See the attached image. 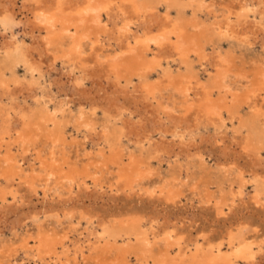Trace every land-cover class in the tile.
<instances>
[{"label": "bare ground", "instance_id": "obj_1", "mask_svg": "<svg viewBox=\"0 0 264 264\" xmlns=\"http://www.w3.org/2000/svg\"><path fill=\"white\" fill-rule=\"evenodd\" d=\"M209 1L0 0V30L7 38V41L0 45V92H2L0 93V153L2 151L12 153L11 147H14L15 143L21 139L23 141V139L33 140L36 137H43L54 147L58 143L67 144L66 132L61 130L56 113L60 111L63 117V109L68 110L67 106L71 102V97L64 95L65 98L57 99V102L53 101L52 105L56 111H52L53 109L45 104L42 106L36 103L38 100L44 102V98L53 94L51 82L40 83L39 80L42 78V72L46 70L48 73L57 64L62 74L67 77L71 91L82 90V96L87 88L86 82L97 81L100 75L104 76L103 79L112 81L113 89L105 97L103 96L101 101L88 96L83 100L84 102L82 101L83 103L81 102L75 119L77 127L85 130V136L91 140H97L94 141L95 143L92 141L91 145L92 148L99 147L100 155L104 157L102 166L106 167L107 163H111L119 170L116 173L115 182L108 186L109 194L117 195L118 192L125 191L126 188L121 189L119 184L130 177L141 175L143 173L140 172L141 167L149 166L151 160L170 159L169 151L165 146L167 141L179 148H188L194 145L200 132L211 129L214 133L213 137L216 134L223 136L230 134L229 147L232 149V146L233 148L236 146L239 157L253 161V164L249 163L250 169L256 167L247 173L248 176L243 171L239 172L235 180L236 188L233 192H231L233 189H229L231 200L226 199L222 205L227 206L231 212L236 206L244 205L246 200L254 205L260 204V199L264 197V173L262 170L259 172L257 168L264 163V110L260 112L262 104L258 105L255 98L261 97L260 93H264V70H258L255 81L251 84L249 97L243 98L242 102H236L234 98L229 99L231 89L224 79L225 68L229 65V54L233 55V49L222 50L220 45L225 41L245 48L251 46L252 42L260 36L264 48V0H225L227 5L220 19L212 15V2ZM19 2L24 9L25 20L20 19L15 22L14 8ZM104 20L107 23L111 22L113 29H110L111 34H108L109 29ZM20 24L25 35H30L29 42L25 39L19 40L13 34L14 26ZM4 32H9L10 36L7 33V37ZM110 41L114 42L111 53L100 57L104 45L111 46ZM49 47L52 50H49ZM96 49L100 54H92ZM191 55L198 60V70H195L191 64ZM262 60L264 64V58ZM18 67H22L31 78L38 75L39 79L37 81L26 78L27 81L19 80L20 78L18 79L15 75ZM182 68L185 75L178 72ZM219 72L220 76L216 81L214 78ZM199 74L207 77L208 81L204 82L199 78ZM152 76H155L154 81L151 79ZM105 79L104 82H106ZM121 81L124 83L121 84ZM9 85L12 86L11 90ZM171 85L185 99V103H189L185 111L187 115L192 114L193 124L187 116L178 117L172 110L164 109L159 105V93ZM24 86L27 91L25 94ZM117 87H122V94L130 95L135 100V104L138 103L137 107H144V112L138 113L137 110L132 111L127 107L117 106L118 97L122 91V88L119 91ZM214 96L217 98V103L212 101ZM2 97L7 102H4ZM28 97L37 105L35 109L28 104ZM137 99L138 102H136ZM261 100H264V96ZM85 105L89 108H85ZM242 105L247 107L250 105V111H248L250 117L247 119L239 114ZM98 110L101 111L100 117L104 119L103 125L99 129L88 127L92 124L90 118H97ZM136 112L140 115L134 119ZM49 125H52L53 129H49ZM79 133L81 132L79 131L77 135ZM214 138L216 141L217 136ZM124 139L126 144L131 143L138 150V155L142 157L140 167L134 165V162L128 167L123 165L124 155L121 148L124 147L122 145ZM221 139L223 140V137ZM117 150L118 154H113ZM106 152L111 155V158L105 159ZM178 156L180 155L177 152L173 156L172 163L180 168L182 166L178 163L180 161ZM131 157L133 158L132 152L128 157L132 162ZM200 162L203 167H206L202 158ZM43 170H48L49 174L54 176L61 175V168L54 163L45 164ZM83 174L66 175V180L70 184V197L62 200L60 207L59 202L53 203L54 199H48L44 192L41 208L24 213L22 210L29 205L30 200L21 196L22 194L18 195L19 188H14L15 190L10 188V182L15 180L14 177L20 176L16 166L12 165L9 170L3 171L0 175L5 184L3 188H0V226L6 225L5 228L10 227L9 229L13 231L21 227L28 219L38 222L50 216L57 220L69 217L72 210L70 206L83 207L79 205L81 197L102 191L104 186H99L94 181L92 189H89L90 187L84 186V180L78 179ZM87 177L89 176H82V178ZM27 183H29L28 180H23L17 185L19 187L30 185L29 188L33 190L32 184ZM133 183H135L134 180L128 183V189H133ZM247 185L251 187L248 196L244 194ZM75 188L78 189H76L77 192H74ZM73 192L77 194L74 195ZM105 193L107 194L106 191ZM32 194L38 196L36 190H33ZM8 195L12 200L8 199L10 197L7 198ZM244 198H246L245 201ZM73 201L75 203H72ZM79 213L80 219L85 222V228L82 230L86 232V236L82 235L85 236V240L77 239L73 243L69 242L72 250L69 249L70 252L67 250L69 246L62 250L61 254L64 257L71 252L75 257L79 254L81 257L84 252L88 254L92 249L94 250L93 245L99 246L110 240L116 244L117 239L122 236H125L127 240H132L133 237L144 255L152 258L153 264H257L258 261L263 260L264 256V237L247 236L245 224H239L233 230L229 229L230 231H227L226 236L224 235L219 242L201 243L196 236L198 238L188 245L185 236L178 233L174 226L161 228L156 219L148 220V227L143 228L133 221H128L126 224L107 225L106 220L99 218V215V217L93 215L90 211L79 209ZM72 218L73 215L67 218V222H71L68 220ZM49 238L41 230L32 238L33 264L60 263L58 253L60 251L57 252L56 249L58 246L64 249L68 238L65 236L63 239L56 240L51 246L48 245L52 243ZM157 238L171 242L177 250L176 255L170 256L173 249L169 247L163 252V258L155 259L150 256L148 244ZM78 242L81 243L76 246ZM224 244L227 245L224 246L227 247V252L221 255ZM28 245L30 242L25 241L23 248L30 250ZM47 245L50 247L47 248ZM106 247L105 249L108 250ZM40 250L44 251V255L41 256ZM106 250L100 247L99 251L97 249L96 264L128 263L125 262V258L123 261H107ZM201 256L203 260H198L197 258ZM75 257L74 260H76ZM149 262L143 259L139 264H149Z\"/></svg>", "mask_w": 264, "mask_h": 264}, {"label": "rangeland", "instance_id": "obj_2", "mask_svg": "<svg viewBox=\"0 0 264 264\" xmlns=\"http://www.w3.org/2000/svg\"><path fill=\"white\" fill-rule=\"evenodd\" d=\"M209 2H212V15H215L218 19H220L222 17V13L225 10L224 8L227 5V2L225 0H210ZM14 13L16 15L15 22H18L20 19H22V21L25 20L24 9L22 8L20 2L15 6ZM105 22L106 20H104V23ZM107 26L109 29L108 34H111L110 31L113 30L111 22H108ZM22 29V24L17 25L16 27L14 26V36H17L19 40L25 39L26 42H29L30 35H25ZM7 33L10 36V33ZM0 35L1 45L7 41V38L3 36V32L1 30ZM261 41L262 37L259 36L255 42H252L253 45L251 44V46L249 45L245 48L238 47L235 43L230 44L225 41L221 43L220 46L222 50L229 48L233 49V55L229 54V65H227L225 68L226 77L224 79L226 85L231 89V94L228 95L229 99L234 98V101L242 102L243 98L249 97L251 84L255 81L258 70H264V64L262 63V59L264 58V48L262 47L263 42ZM110 43L111 46L109 47L107 44L104 45L102 54H100L97 49L94 50L92 54L99 53L101 57L106 53H111L112 48H114V42L110 41ZM49 50H52V48L49 47ZM190 61L194 66V69L198 70L199 67L197 64V58L191 55ZM89 64L91 63L89 62ZM178 72L183 73V75L186 74L183 68ZM62 73L63 72L60 71L57 64L53 70L49 71L48 73L46 70L42 72L43 75L39 82H51V93L55 94H51V97L48 96L44 98V102H41L38 99L35 100H38L36 103H39L42 106L45 104L50 109H53L52 111H56V109L53 107L54 105H52L54 103L53 101L57 102V99L61 100L65 98L64 95L71 97H69L71 102L67 106L68 110H66V108L63 109V117H61L60 111H57L56 113V119L61 125V130H63L64 133L66 132L65 136L67 144L61 145L58 143L54 147L49 140L43 137H36L33 140L23 139V141L21 139L22 142L18 141L16 142L17 144L15 143V148L11 147L12 153L8 154L4 151L0 153V175L3 171L9 170L12 165L16 166L20 176L14 177V183L10 182V188H19L18 195L22 194L21 196L30 200L29 205H27V207L22 210L24 213L36 211L41 208V200L43 197L42 193L44 192H46L48 199H54L53 203L59 202L60 207L63 202L62 200L70 197V184L66 180L67 174L76 175L84 173L83 175H80V178H78L79 181L84 180V186L90 187L89 189H92V183L95 181L99 186L104 185L103 189H105L104 191L103 189L102 191H99L101 192L100 194L99 192H95L93 195H88L87 197L82 196L80 200L81 203L79 205L85 208L70 206L72 207L73 211H70L69 217L73 215V218L68 221L71 222H67V218L69 217L65 218L66 220L64 218H59L58 221L57 219L50 216L46 218L44 217L38 222L28 219L26 222H24L25 225L22 224L21 227H18L13 231L9 229L10 227L8 226V229L5 228L6 225L4 227L0 226V264H33L32 258L34 254L31 252V248L33 247L31 240L39 230H41L46 236L50 237L49 239H51L52 242L51 244H48L50 246L55 243L56 240L58 241L67 236L68 239L65 242L66 247L62 249L58 246L56 249L57 252L60 251L58 252L61 259L59 264H96L98 260L97 249L99 251L100 247V249L106 250V246H108L106 247L108 250L105 251V255L108 258L107 261H123L125 258V262H128L127 264H139L143 261V259H146L148 262L150 261L149 264H153L152 258L145 256L143 250L138 248V242H136L133 237L131 238L132 240H127L125 239V236L118 238L116 244H113V240H110L108 243L103 242L99 246L93 245L94 250L92 249L90 252H88V254L87 252H84L83 256L81 257L80 254L75 257L73 252L69 253V255L66 254V257L62 256V250H65L67 246H69L67 250H72V248H70L69 242L73 243L77 239L85 240L84 238L86 236V232L82 231L85 228V222L84 220L80 219L79 209L90 211L96 216L99 215V218L102 217L108 222L107 225H113L114 223L126 224L128 221H133L135 224H140L143 228H146L148 227V220L156 219L161 228L174 226L178 233L185 236V241L188 245L192 244L193 241L198 237V239H200L199 242L201 243L219 242L224 238V235L226 236L227 231L233 230L236 226H239V224H245V232L247 236L256 238L264 237V204L262 205V203H264V197L260 199V204L257 203V205L249 203L246 198H244V201L246 200L244 205L242 204L236 206L231 212H229L227 206L222 205L226 199L231 200L230 193L233 192L237 186L235 180L239 172L243 171L244 174L248 176L247 173L256 168L253 167L250 169L249 163L251 162L253 164V161L244 157H239L236 146H234V148L232 146V149L229 147L231 144L229 142L230 134L226 136L216 134L217 138L215 141L214 137L216 136L214 135L213 137L214 133L211 131V129L203 130V132H200V135L198 136L199 138H196V142L193 146L188 148L185 147L183 149L177 147L176 145L170 144L167 141L165 146H167V151H169L168 155L170 156V159H162L160 161L151 160L149 166H147L148 168L141 167L140 172H143L141 175L130 177L127 181H124V183L122 181L119 184L121 189L126 188L125 191L118 192L117 195L109 194L108 186L115 182L117 176L116 173H118L119 170H117L116 167H114V165L111 163H107L106 167L102 166L104 157H101L98 150L99 147L94 146L95 148H92L91 145L92 141L95 143L97 140H91L88 136H85V130L77 127L75 119L79 113L81 102L88 96L95 100L97 99L101 101V98H104L113 89L112 81H107L104 78L106 80V82H104V76L100 75L97 81H89L90 83L86 82L87 88L84 95L82 96V90L74 92L71 91L70 84L66 79L67 77ZM15 75L18 77V79L20 78L19 80H24L26 78L27 80L30 79L37 81L39 79L38 75L34 76L35 78H31L28 74H26V71L23 70L22 67L17 68ZM219 76L220 72L215 75L214 79L217 81ZM199 78H201L204 82L208 81L207 77H205L203 74H199ZM26 79L25 81H27ZM47 79L49 81H47ZM151 79L154 81L155 76H152ZM100 81L103 82L100 83ZM91 82H93V84ZM123 83L124 81H121V84ZM11 88L12 86L9 87V90H11ZM23 88H25V86ZM117 88L119 91H121L122 87ZM23 92L24 94L27 92L26 88L23 90ZM122 92L123 88L119 94V102L116 104L117 106L120 105L124 108L127 107V109L132 111L137 110L138 113L144 112V107H137L138 103L135 104V100L130 97V95H124ZM0 93L2 94V92ZM52 95L54 100L52 99ZM260 95L263 98L264 93H260ZM261 97L255 98V101H257L258 105L262 104L260 112H262L261 110H264V100L262 101ZM2 99L5 100L4 97H2ZM27 100L30 107L35 109L37 105L33 103V100L30 99V97H28ZM212 101L213 103H217L216 96L212 98ZM4 102L7 101L5 100ZM136 102H138V99ZM188 104L189 103H185V99L173 89L172 85L169 87L167 86L159 93V105L162 108L172 110L175 115L181 118H183V116H187L191 122L192 114L187 115L188 113L185 111ZM249 106L247 107V105H242L240 107L239 114L246 119L250 117V114H248V111H250ZM85 108L88 109L89 107L85 105ZM137 112L134 114V119H137L138 115H140L137 114ZM96 114V119L92 117L90 118L92 124L88 127H97L99 129L100 126L103 125L104 119L100 117V110H98ZM66 121L68 122L65 124L64 122ZM234 122L237 124L236 120ZM191 124L193 123L191 122ZM48 128L53 129V126L49 125ZM49 131L52 132L53 130ZM79 131L81 133L77 135ZM243 133L245 134V132ZM156 137L157 136H155V138ZM222 137L223 140L221 139ZM122 145L124 146L121 148L123 149L122 153L124 155L123 165L128 167L130 163L132 164L134 162V165L140 167L142 165V157L140 158L138 155V150L134 148L131 143L126 144L125 139L123 140ZM130 152H132L133 155V158L131 157L132 162L128 159ZM177 152L180 155L178 156L180 160L178 163L182 166L180 168L176 166V164L172 163L174 158L173 156ZM88 153L91 154L88 155ZM113 154H118V150ZM106 158H111V155H108V152L105 154V159ZM200 158H202L206 167L201 165ZM138 159L139 161L137 162ZM50 163H54L56 166L61 168V175L54 176L49 174L50 172L48 170H43V166ZM253 166H255V164ZM257 170L259 172L263 171L262 173H264V163L260 166V168L258 167ZM84 175H88L89 177L82 178ZM0 179V188H3L5 184L3 179ZM23 180H28V182L32 184V187L34 188L33 190L37 191L38 196H34L32 194L33 190L29 188V183H27L29 185L28 187L26 185H21L20 187L17 185ZM132 180H134L135 183H133V189L130 190L127 186ZM246 187L247 188H245L244 194L248 196L249 192L251 191V187H249V185ZM13 189L11 190L14 192L15 189ZM76 189L77 188L73 189L74 192H77ZM229 189L233 190L230 192ZM78 193H80V191ZM76 194L74 193V195ZM71 195L73 196V194ZM8 197H10V195H8L7 198ZM8 199L12 200L11 197ZM72 203L75 202L73 201ZM82 235L85 236L83 237ZM196 236L198 237L196 238ZM25 241L30 242V245H28L30 250L23 248ZM72 243L71 246L73 247ZM79 243L81 242L76 243V246ZM48 245L47 248L50 247ZM224 246L227 245L224 244L222 246L221 255H223V252L224 254L227 252V247ZM169 247L173 249L170 256H175L177 250L174 248V246H172L171 242H167L166 239L163 240L157 238L150 241L148 244V251L150 252V256L154 257L155 259H160L164 256L163 252H165ZM134 249L136 250L133 252ZM125 253H127V255H124ZM40 254L41 256L44 255V251L40 250ZM74 257L76 260H74ZM117 258H119V260H117ZM197 259L203 260V256L198 257ZM257 264H264V256L263 260L258 261Z\"/></svg>", "mask_w": 264, "mask_h": 264}]
</instances>
